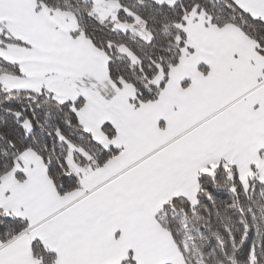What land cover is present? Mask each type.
Segmentation results:
<instances>
[{
	"label": "snow or ice",
	"instance_id": "snow-or-ice-1",
	"mask_svg": "<svg viewBox=\"0 0 264 264\" xmlns=\"http://www.w3.org/2000/svg\"><path fill=\"white\" fill-rule=\"evenodd\" d=\"M0 264H264V0H0Z\"/></svg>",
	"mask_w": 264,
	"mask_h": 264
}]
</instances>
